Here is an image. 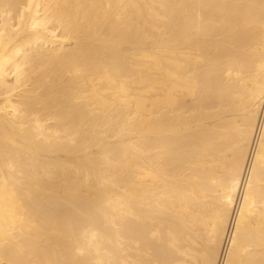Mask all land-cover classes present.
<instances>
[{
  "label": "bare ground",
  "instance_id": "1",
  "mask_svg": "<svg viewBox=\"0 0 264 264\" xmlns=\"http://www.w3.org/2000/svg\"><path fill=\"white\" fill-rule=\"evenodd\" d=\"M0 264H264V0H0Z\"/></svg>",
  "mask_w": 264,
  "mask_h": 264
}]
</instances>
